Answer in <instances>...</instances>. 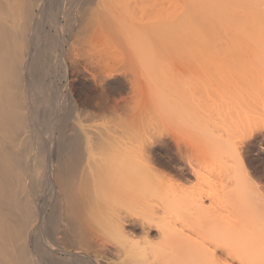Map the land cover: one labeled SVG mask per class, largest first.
Returning <instances> with one entry per match:
<instances>
[{
  "label": "bare ground",
  "instance_id": "1",
  "mask_svg": "<svg viewBox=\"0 0 264 264\" xmlns=\"http://www.w3.org/2000/svg\"><path fill=\"white\" fill-rule=\"evenodd\" d=\"M48 1L0 0V264H264V186L242 153L248 199L230 194L226 224L249 211L246 256L237 243L206 249L203 234L197 237L203 229L191 223L194 202L171 191V178L154 159L163 150L181 163L177 144L211 138L206 48L217 21L211 1L51 0L57 9ZM240 12L235 18L247 50L252 41L264 47V0H241ZM52 15L61 21L49 37ZM42 52L54 64L42 68ZM186 53L195 59L181 79L170 65L173 55ZM260 64L263 72L264 58ZM257 101L247 110L248 142L264 137V99ZM41 102L51 109L49 129L41 124ZM146 118L161 134L135 144L143 142L137 131L148 127ZM178 173L186 181L198 175L191 163ZM204 211L198 206V218Z\"/></svg>",
  "mask_w": 264,
  "mask_h": 264
},
{
  "label": "rangeland",
  "instance_id": "2",
  "mask_svg": "<svg viewBox=\"0 0 264 264\" xmlns=\"http://www.w3.org/2000/svg\"><path fill=\"white\" fill-rule=\"evenodd\" d=\"M49 1L47 2L49 3L48 5L51 4L50 6H52L53 8L56 7L57 9L60 6V3L58 1H51V0ZM210 1L212 4V11H213L212 20L216 18L220 26L221 24L224 25L222 26L223 27L222 28L216 25L217 24L216 20L215 21L213 20L212 26L213 24H215V27L214 26L212 27L213 30L211 31L209 35V38H208L209 44H207V48H206V50L208 49L206 52L207 53L206 62H208L207 68L209 67V77H210V84H209V95H210L209 104L210 105L208 109L209 111L208 114L210 113V115H209V118L207 117V119L209 120L208 127L210 130L211 138L207 140V144L205 142H203V144L201 143L196 144L197 142L190 143L189 142L190 140L188 141L189 143H187L186 140H183L186 143L183 142L182 144H177L179 151H180V155H181L180 158L183 159V162L181 163L180 162L178 163L175 160L174 158L175 154H173L172 152L166 153L163 150H161L160 152V155H159L160 158L156 157L154 159L155 160L157 158L159 159V160L157 159L158 161L156 160V165L160 166L159 167L160 169L164 168L165 172L167 173L168 179L171 178V183L169 185L171 191L174 194H179V195L183 194L186 197L188 196V198H190L192 202H194L193 204H195L196 202L195 206L192 204V208L194 207V209L191 210L193 211V215L195 213V216L193 217V219H191L192 217L190 216L189 217L192 221L191 223L194 224V226L196 225V227L198 226L197 228L199 229L202 228L203 230L202 229H201L202 231L198 230L201 232L200 235L198 232H196L197 231L196 229H194L192 232H194L195 235L196 234L199 235V236L196 235L198 238H201L202 236H203L202 238L205 237L206 249L210 251L215 248L214 247L215 245L225 246L224 244L226 245L229 244V246L227 247L230 248L231 247L230 245L232 243H237L236 245L237 246L240 245L242 247V248L241 247L239 248H241V250L243 249V251L246 253L245 254L246 256L247 252L250 251L249 250L250 249V236H248L247 234L248 233L247 231L249 229V226H248L249 225V221H248L249 211H247V213L245 214L242 212L239 215V212L235 210L236 212L234 211L235 213L234 212L232 213L234 216L238 214L239 218L236 220L233 219V222L238 220V223L236 224L235 222L234 223L232 222V224H226V223L230 221L231 219L230 217L231 212L230 210H228V207L230 206V204L228 203L231 197L230 194H232L235 199H237L241 194H243V196L241 197H244V195H246V199H248L247 195L249 191V184L247 186L245 179L243 178V175L241 173L240 158L238 157L239 154L242 153L241 155L242 157H244V160L246 161V164L248 165V167L257 174V177H256L257 182H260L259 184L261 186H264V137H262L259 134V136H256L255 139L251 141L252 142L251 144V142L250 141L248 142V140L246 139V130H245V122H246V115H247L248 107L250 108L251 104L256 103L255 101L259 99L260 100L264 99V89H262L264 88V78H263L264 71L263 72L260 71L261 68L258 69L259 67H262L260 63L262 61V58H264V53H262L264 52L263 50L264 47H262L263 45L261 46L259 42H258L259 44L258 45L256 43L257 41L256 42L252 41L251 46L256 49L258 47L257 51H259V53H257V51L254 48L251 51L247 50V47L249 46V44L247 43L248 41L246 42L245 36H242V30L239 29L241 27L239 25L241 24V17L239 19L240 21L239 20L236 21V18L238 19L239 15H241L240 14L241 13L240 12L241 11V0H231L232 2L230 1V5L228 4L229 7L226 6L227 4L226 0H210ZM235 10L236 11L239 10V12L237 11L239 15L238 13H236ZM230 13H235V15L232 14V16L234 15L233 18L236 17L234 21L231 18ZM51 17H53V19H51V21H49L46 26L48 27V30H50L49 34L47 35L49 37H54L60 28L59 25L56 23H59L61 21V18L58 15L57 17H55L54 15H52ZM39 24H41V22ZM225 25L227 26V28H225ZM237 26L239 28H237ZM42 27L43 29L46 28V27L44 28V22L41 24L40 28ZM43 29H39L40 31L39 35L41 36H39L38 40L40 43L42 42V37L44 36L43 31H42ZM246 44L248 45L246 46ZM45 45L44 43H42V46L41 44L39 46L42 47L41 48L42 50H45L47 49L45 48L46 47ZM260 48H263L261 49L262 52H260ZM248 51H250V53ZM43 52L41 53V55H44L41 58V63L42 64L44 63L43 65H46V66H43L41 64L42 68L49 66L50 63L54 64V62H52L54 58L52 57L51 59H49L48 55L50 52L47 53V55H45V53L43 54ZM252 52L254 54H251ZM206 53H204L203 55H205ZM248 53H249L250 58L253 55L251 59L249 58ZM198 54L197 56H199ZM182 55H183V58L182 56L179 58L178 54H175V56L173 55V60L175 59L174 57H177V60L173 61L174 63H172V65H170L172 60L171 61L169 60L168 62L169 63L168 65H170V68L176 71V72L173 71V73L175 72L179 76L182 75L181 79L186 72L185 70L187 69L188 64L195 59L192 55L188 53L182 54ZM47 56L48 58H46ZM44 58L46 59L45 61L47 62H44ZM248 61H251V62L248 63ZM255 61L256 63H254ZM258 61H260V63ZM250 63L252 64L254 63V65L257 68L254 65H252L253 67H251ZM56 66H57L56 69L58 70L60 67L59 61L57 62ZM254 67L256 68V71H253ZM42 70H45V69H42ZM247 70H250V71H247ZM257 71H260V73ZM247 72L250 73V75L247 74ZM261 74H263V76H261ZM248 79L250 80L252 79V80L249 81ZM181 82H182V85H184L183 84L184 81H181ZM248 83H251L253 85L250 86L248 85ZM248 87L251 88V90H253L251 93H250L251 91L250 89L248 91ZM38 104L41 105V106L39 105L38 107L40 108L41 112H43L42 115H44L41 117L42 120L43 118H45L41 122V124H44L46 121L49 120L48 118L50 117V114H48L49 112L48 110L50 108L45 109L47 108L46 106H44L46 105V103L43 104L44 107H42V102ZM44 109L47 111L46 113ZM62 111L66 113L65 109H62ZM62 116H64L63 118H65L66 115L63 114ZM146 122L148 123L147 124L148 127L146 126L148 132L144 133V130L146 129L145 126H144L145 127L144 130H143V126L140 127L137 131V134L140 133V135L139 134L138 135L140 139L141 138L143 139V142L139 140L140 143H135V144H147L146 140H144L146 139L144 137L146 136V134H147L146 137H148L147 139L150 138V140H155L160 136L161 131H162L161 129H159L160 127L158 125L154 126L152 124V121L147 118H146ZM46 124H48L49 126ZM46 124H45L46 126L45 125L42 126L43 129L45 130L46 128L47 129L50 128V124L47 122ZM44 126L46 128H44ZM141 134L142 136L143 135L144 136L140 137ZM185 134L186 133L183 132V135L182 133L180 135L181 137H184L187 135ZM188 137L189 136L187 135L186 137H184V139L185 138L188 139ZM137 142H138V139H137ZM155 144L157 146L160 145L157 143ZM248 144H250V146ZM171 146H172L173 151L177 152L176 144H171ZM204 147H208L207 149L212 150V152H209L206 155L204 153ZM162 155L164 156V158L162 157ZM160 160L162 161L160 162ZM164 161L169 164H171L172 162L171 165L168 164L169 165L168 169H167V165L166 166L164 165L165 167L163 166ZM188 163L192 164L193 168L198 173V175L196 174L193 175L191 173L190 174L191 179L186 181L184 180V178H182L179 175L178 170L185 169L186 166H188ZM187 169L189 168L187 167ZM225 194H228L229 196ZM235 196H238V197L236 198ZM225 198H227L228 200H226ZM200 205H201V208L205 210L204 211L205 213L201 217L199 215L200 218H198L197 216L198 214H196V212H197L198 206ZM229 209H232V207L231 208L229 207ZM242 214L244 215L242 216ZM213 215H215L217 219H214L213 217L215 216ZM185 216L187 217V215ZM247 217L248 219L246 220ZM181 218L183 217L181 216ZM181 218L179 219L181 220ZM187 219L185 218V220L187 221V225H188V222L190 220L189 219L187 220ZM175 221H178V222L176 223ZM175 221L174 223L176 224V226L178 225V227L182 224L181 222H183L177 219ZM247 221H248V224H247ZM179 222L181 224H179ZM229 223H231V221ZM192 224H190L191 228L193 227ZM215 225L217 228H219L217 232L214 230V228L212 229V227ZM179 228L181 229L182 227L180 226ZM230 228L231 230L229 231L228 229ZM232 228L234 229V233H232L233 231ZM238 228H241L242 230H244V233L239 232L238 234L236 231L238 230ZM186 230L184 229V232ZM188 232L190 235L192 234L194 235V233L187 231V233ZM193 237L194 236H192L190 239H192ZM197 237L195 238L196 241H197ZM198 243H199V240H198ZM200 243L202 244V246L201 244L198 245L197 243H196V246L198 245L204 248L203 242H200ZM236 247L234 245L233 248H236ZM241 250L239 249L238 251H241ZM220 255L222 256V252L218 250L217 256H220ZM223 257H225V254L223 255ZM209 262H210L209 264H214V262H212L211 259Z\"/></svg>",
  "mask_w": 264,
  "mask_h": 264
}]
</instances>
